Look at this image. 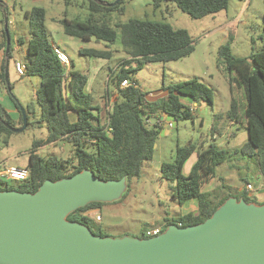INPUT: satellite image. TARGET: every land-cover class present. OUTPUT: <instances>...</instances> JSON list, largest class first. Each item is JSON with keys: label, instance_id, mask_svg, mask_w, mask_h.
Wrapping results in <instances>:
<instances>
[{"label": "trees", "instance_id": "16d2710c", "mask_svg": "<svg viewBox=\"0 0 264 264\" xmlns=\"http://www.w3.org/2000/svg\"><path fill=\"white\" fill-rule=\"evenodd\" d=\"M173 1L191 17L200 18L227 8L228 0H168ZM102 0H91L89 10L97 12L111 6L101 4ZM118 5H114L115 7ZM9 5L0 0V51L3 59L0 63V89L10 93L4 79L6 62L13 57L12 37L9 29ZM45 9L33 6L23 11L27 21V31L19 35L17 42L24 46L22 61L26 70L23 75H33L39 78V88L35 91L34 100L24 106L27 114V127H44V138L34 139L28 151V162L24 165L28 169V177L22 182L7 181L0 178V190L15 189L18 191H35L41 183L50 179L55 181L69 177L83 170H91L99 179L118 180L126 177L127 186L139 177L143 162L151 159L156 145V139L161 127L149 126L146 119L162 112L177 120L195 116L190 110V104L184 103L182 96L190 102L212 106L213 91L203 82L192 78L169 85L167 94L157 100H148L147 93L132 85L121 88V81L129 78L131 71L137 70L149 61H171L188 55L193 48V39L188 31L175 28L169 23L143 19H129L119 23L115 28L106 20L89 17L87 20H77L63 15L60 19L63 32L67 35L89 41L104 42L105 49L80 48L82 55L93 58L98 62L95 71L102 68L99 61L111 57L109 45L118 41L123 58L117 69L111 68L106 78L105 94L109 97L108 85L113 82L114 91L112 101L108 105L93 103L92 80L93 73H83L72 67L69 78H64V70L59 63L50 41L45 25ZM7 17V31L10 38L9 50L5 53L6 33L4 29ZM264 35V23H263ZM218 63L224 66L229 85L231 99L229 108L222 114L227 121L240 123L246 130V141L233 149H225L213 142L200 137L189 140L183 145H177L172 162H162L159 166L160 177L172 183L171 195L181 206L191 199L197 200L194 212L178 214L172 218H163L165 228L170 224L180 227L194 225L204 221L223 201L233 196L217 195V191L203 190L212 179L223 180L229 176L230 166L227 163L234 158L254 159L258 167V178L264 183V37L262 48L248 56L237 57L230 51L227 43L219 46L217 51ZM16 61V60H15ZM14 61V62H15ZM94 88V87H93ZM235 88L243 97V106L233 93ZM109 101V99H108ZM18 111V118L12 119L6 109L0 104V137L9 136L14 132L6 127H20L22 114L19 103L14 101ZM30 116L33 120H30ZM214 115L212 124L215 126ZM214 131L215 128L211 127ZM70 144L75 163L57 157L56 155L42 156L36 152L41 147L57 141ZM7 141L6 138L3 139ZM7 143V142H6ZM207 143V144H206ZM195 155L188 171H184V164L190 156ZM232 159V160H231ZM70 166V169L68 167ZM225 167V172L221 171ZM222 174V175H221ZM250 182L244 179V183ZM242 186L240 195L246 202L253 201L248 197ZM123 197H120V199ZM105 202H90L77 208L67 216L68 220L78 221L87 227L97 226L95 218L85 213L88 209L100 208ZM101 217V216H100ZM101 220V219H100ZM99 220V221H100ZM95 235L104 236L99 227ZM139 237H145L144 230Z\"/></svg>", "mask_w": 264, "mask_h": 264}, {"label": "rangeland", "instance_id": "374dc122", "mask_svg": "<svg viewBox=\"0 0 264 264\" xmlns=\"http://www.w3.org/2000/svg\"><path fill=\"white\" fill-rule=\"evenodd\" d=\"M9 5L10 13L9 29L12 37L14 34L21 35L27 31V21L23 17V11L33 6H42L45 9V25L49 39L61 50H63L72 62V67L81 70L83 73H93L92 80L93 103L106 106L112 101L114 94L113 82L110 81L108 94L106 89V78L111 68L118 67L123 53L120 50L118 41L109 45L111 49L110 59L99 61L102 68L95 71L98 64L93 58L82 55L80 48L105 49L104 42H97L94 39L89 41L67 35L63 32L60 19L63 15L77 20H87L89 17L98 20H106L113 28L117 24L129 19H143L169 23L175 28L186 29L193 39L191 52L177 60L171 61H149L142 67L129 73L128 80L135 82L137 87L146 92L148 100H157L167 94V87L171 84L195 78L213 91V105L197 110L195 107L194 117L167 118L173 121V127L165 134H159L156 139L155 149L151 159L145 160L142 165L141 174L132 180L126 187L123 197L111 202H105L100 208L88 209L85 213L92 218L101 216L97 226H91V230L98 232L100 228L104 236L119 238L123 236L139 237L141 232L152 225L163 223V218H172L185 210L179 206L171 195L172 183L160 177L159 166L162 162H172L175 157L177 145H183L189 140L196 141L200 137L207 138L209 142L210 126L214 114L218 118L216 123H221L219 117L221 112L225 113L229 108L231 93L227 82L224 66L218 63L217 51L220 45L228 42L230 51L234 56L244 57L252 52L259 51L263 43L264 23V0H228L226 9L205 15L200 18L191 17L183 12L175 2L168 0H102L103 3H113L107 9H100L91 12L88 8L91 0H4ZM116 5V4H115ZM6 22H7V17ZM7 24V23H6ZM16 43L24 49L23 45ZM16 49V48H15ZM13 49V57L9 59L8 80L12 84L10 93L0 89V104L8 114L13 115L14 101L21 106H26L34 100L35 91L39 88V78L33 75L20 76L14 69V61H22V51ZM1 53V60L3 53ZM94 87V88H93ZM240 89L235 88L233 93L243 106V97ZM109 99V101H108ZM184 103L189 104L187 97L181 98ZM203 105V104H201ZM10 115V117H13ZM18 115V114H17ZM150 118V117H149ZM224 119V118H222ZM30 120L33 117L30 116ZM154 121V119L152 120ZM219 125V124H218ZM46 129L44 127H26L22 132L0 137V171L6 165L24 166L28 162V151L34 139L44 138ZM7 139V143L3 139ZM218 143V138L215 140ZM206 143V144H207ZM238 144L239 141L236 140ZM42 156L56 155L64 160H69L70 165L75 163L73 151L65 141H57L36 150ZM195 155L186 160L183 170L186 172L192 165ZM247 169L243 166L235 168L230 183L223 181L218 187L212 188L217 195L228 194L237 197L240 195L239 187L243 186L244 179L250 180L255 188L260 187L250 194L258 197L260 191L264 190L262 179L258 178L255 164L248 161ZM70 169V166L68 167ZM260 183V186L258 184ZM257 201L253 196H248Z\"/></svg>", "mask_w": 264, "mask_h": 264}, {"label": "water", "instance_id": "95a60500", "mask_svg": "<svg viewBox=\"0 0 264 264\" xmlns=\"http://www.w3.org/2000/svg\"><path fill=\"white\" fill-rule=\"evenodd\" d=\"M4 21L7 53L10 38ZM4 79L8 86V61ZM19 107L21 126L5 123L13 132L27 127L25 109ZM126 187V177L101 180L83 169L46 179L33 192L0 190V264H264V202L230 196L204 221L170 224L151 237L95 235L67 219L90 202L119 199Z\"/></svg>", "mask_w": 264, "mask_h": 264}, {"label": "crops", "instance_id": "0c3cea01", "mask_svg": "<svg viewBox=\"0 0 264 264\" xmlns=\"http://www.w3.org/2000/svg\"><path fill=\"white\" fill-rule=\"evenodd\" d=\"M18 37H19V35L17 36L16 34H14L13 49L16 48L15 50H17V52L18 51H22V49L18 45V43L15 42L16 38H18ZM22 53H24V50L22 51ZM0 60H1V53H0ZM8 69H9V61H8ZM14 69L16 71L15 64H14ZM201 104H203V105H201ZM201 104H198V106H197L198 112L205 105L204 103H201ZM161 113L162 112H159V114H161ZM17 114H18L17 108L14 107L13 115L10 113V115L13 116L12 119L16 120L18 118ZM156 114H158V113H156ZM220 114H221V117H219V119H217V120H221V123H219V122L216 123V121H215V126H213V124L211 123L210 136H209L210 140H209V142H213L217 146L225 148V149H233L235 147H240L246 141V138H247L246 130L243 128V126L240 123L227 121L224 117H222L223 112H221ZM214 115H216V114H214ZM167 118H171V117L165 115V119H167ZM222 118H224V119H222ZM167 120H169V119H167ZM211 127H214L215 130L212 131ZM168 129H170V128H168L166 126L161 127L160 134H165V132ZM216 138H218V143L215 142ZM202 139L204 140L205 138L203 137ZM236 140L239 141L238 144L236 143ZM248 161H250L253 164H255L256 169H257V174H259L258 173V167H257L256 161L254 159H252V158L251 159L250 158L249 159H244L242 157H237V158H234V160H232V161L227 163V166H230V168H232V169H230V171H228L229 176H226L223 180H219L218 178L217 179H212L209 183H207L205 185L203 190L210 191V190H212V188L218 187L219 185H221V183L223 181H226V182L230 183V181H232L231 177L233 175V173H232L233 170H235V168H240V167H243V166L247 169V167L249 165ZM185 164H186V162H185ZM185 164H184V166H185ZM221 171L224 173L225 172V167H222ZM242 189H243L242 186L239 187V191H241ZM248 195L249 196H253L259 202L264 201V190L260 191V193L258 194V197H255V195H252L250 193H248ZM197 205H198V203H197L196 199L188 200L187 202H185L184 204L181 205L182 207L185 208V210L183 212H181V214H185V213H188L190 211L191 212L196 211Z\"/></svg>", "mask_w": 264, "mask_h": 264}, {"label": "built area", "instance_id": "2783aa9c", "mask_svg": "<svg viewBox=\"0 0 264 264\" xmlns=\"http://www.w3.org/2000/svg\"><path fill=\"white\" fill-rule=\"evenodd\" d=\"M53 50L54 53L63 67L64 72V78H69V72L71 69V60L69 59L68 55L61 50L57 45L53 44ZM15 68L19 75H23L25 73L26 67L23 62L20 60L15 61ZM132 85L134 87H137V84L135 82H130L129 80L125 79L121 81L120 87H126ZM190 104V110L192 114H194L195 107L192 105H196V103H189ZM154 119V121H152ZM146 124L149 126L156 125L158 127L166 126L168 128L173 127V121L165 119V114H156L154 116H151L150 118L146 119ZM28 177V169L24 166L19 165H6L2 171H0V178H4L7 181L12 182H22L25 181ZM260 186V183L258 184ZM257 189H260V187L255 188V185L251 182H247L245 184V190L247 193H251L252 191H255ZM96 220H100V215L95 217ZM165 229L164 224H155L152 225L150 228H147L144 230L145 237H151L160 234Z\"/></svg>", "mask_w": 264, "mask_h": 264}]
</instances>
